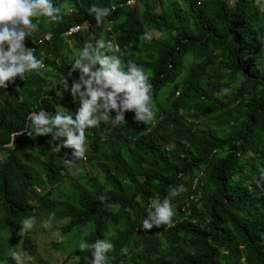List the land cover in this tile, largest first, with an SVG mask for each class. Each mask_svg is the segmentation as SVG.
Masks as SVG:
<instances>
[{"label": "trees", "instance_id": "16d2710c", "mask_svg": "<svg viewBox=\"0 0 264 264\" xmlns=\"http://www.w3.org/2000/svg\"><path fill=\"white\" fill-rule=\"evenodd\" d=\"M54 3L69 6L62 22H48L45 30L41 19L33 18L38 27L25 44L37 46L35 55L55 74V86L30 72L0 89V231L7 232L8 244L22 220L35 215L37 225L55 213L52 220L67 219L63 233L92 222L83 240L110 239L115 248L108 264L128 259L121 249L129 244L135 255L141 251L130 264H264V206L255 200L264 198V191L249 188L245 180L246 174L258 177L264 171V63L257 51L264 43V0H185L186 13L170 3L157 12L121 0ZM93 4L116 10L97 26L87 11ZM86 24L84 35L63 36L68 27ZM150 28L159 36L141 39ZM101 37L120 46L114 55L145 69L156 119L137 123L129 112L127 123L86 131L84 162L98 167L103 176L98 183L85 171L68 176L64 155L71 158L72 150L55 154L51 136L29 137L27 117L41 109L75 113L79 103L60 80L84 43ZM62 38L72 40L70 47ZM135 43L141 58L125 52ZM72 78L79 72L68 78L69 87ZM225 87L232 93L217 95ZM21 131L13 145L12 134ZM64 179V191L50 197V187ZM181 184L187 191L172 200L173 226L143 230L151 201H162ZM21 244L32 253L27 233ZM71 255L76 264L91 259L79 249ZM6 256L0 247V259L9 263ZM37 264L46 262L38 258Z\"/></svg>", "mask_w": 264, "mask_h": 264}, {"label": "clouds", "instance_id": "9594fccd", "mask_svg": "<svg viewBox=\"0 0 264 264\" xmlns=\"http://www.w3.org/2000/svg\"><path fill=\"white\" fill-rule=\"evenodd\" d=\"M257 2L259 4V0ZM128 3H133V0H128ZM260 7L264 11V5ZM115 10L114 5L107 7L93 4L87 11L95 18L96 25L100 26ZM40 17L47 18L49 23L58 24L63 20L62 9L54 0H0V89H7L17 77L24 81L26 73L44 67V61L37 58L35 49L25 44L26 38L38 27L33 18ZM69 28L63 31V36L79 32L81 26ZM68 29L66 35L65 31ZM152 38V33L145 29L141 39L151 41ZM114 52L119 53L120 46L101 37L95 44L85 42L83 48L75 53L71 71L67 76L64 74L60 80L63 88L79 103L75 113L56 111L53 114L41 109L31 112L27 117L31 129L27 130L29 137L51 136L50 151L55 154H59L62 149L72 150L71 158H68L67 153L64 155L69 168L77 167L78 162L85 163L87 160V130L98 128L102 123L109 124L110 128L127 123L126 113L129 112L134 113L137 123L147 124L156 119L153 109V85L147 72L133 60L124 61L121 55L111 54ZM77 71L79 78H72L69 87L68 78L73 77V73ZM231 93L232 89L225 87L217 95L227 96ZM20 100L23 101V97H20ZM21 134L23 131L12 134L13 145L15 138ZM252 182L256 188L264 191V171H261L258 177H253ZM186 191L187 188L181 184L170 188L162 201H152L141 228L150 232L153 228L173 226L175 206L172 200ZM100 199L103 201L106 197L102 196ZM127 211L131 212V209ZM54 215L55 213H49V219L43 222V227L50 226ZM21 223L20 234L23 235L33 229L37 217L29 216ZM60 240L62 241L63 237H60ZM78 247L81 252L91 253L89 264H108V254L115 248L110 239H97L94 243L82 240ZM121 254L127 255L128 249L122 248ZM12 258L16 264H21V253L13 252Z\"/></svg>", "mask_w": 264, "mask_h": 264}, {"label": "rangeland", "instance_id": "374dc122", "mask_svg": "<svg viewBox=\"0 0 264 264\" xmlns=\"http://www.w3.org/2000/svg\"><path fill=\"white\" fill-rule=\"evenodd\" d=\"M122 3H125L129 5L128 0H121ZM232 1V0H230ZM68 3V2H66ZM167 3H170L171 5L175 7H179L183 13H186L187 6L185 3V0H133L134 5H136L138 8L149 6L151 10L159 11L162 7H164ZM62 12H66L69 9V6L62 5L61 6ZM41 24L43 25V28L47 30L49 28V25H47L48 20L45 17H40ZM94 19V18H93ZM92 19V20H93ZM89 28V25L86 24L83 25L80 30L79 34L84 35L87 33ZM153 36L158 37V33L154 29H148ZM45 37L48 36V33H45ZM62 41L67 45V47H70L72 40L67 38H62ZM30 48H34L35 51H37L36 45H31ZM257 51L259 52L260 59L264 63V43L260 42ZM125 52L128 56H134L136 57H143L142 53L143 50L139 47L138 44H132L125 47ZM114 55V53H111ZM36 75L40 76L43 79V82L47 86L54 87L56 84V78L55 74L49 70L48 68L43 67L40 70L33 71ZM227 129L223 130V133H226ZM264 170V166H263ZM64 171H66V174L68 176L75 177L78 173L81 171H85L87 174L94 175L95 180L98 183L103 182V176L101 172L99 171L98 167L94 165V163L91 161L89 163H82L78 162V166L74 168H64ZM201 177L205 179V174H201ZM246 183H248L249 188H252L255 186V184L252 182L253 177L249 174L245 175ZM80 183L82 185H86L85 178H80ZM66 186V180L64 179L61 182V185H53L50 187V197H56L58 194L61 193V191H64ZM64 197V193L62 194ZM255 200L257 203L263 207L264 206V198L263 197H256ZM154 201V200H152ZM151 201V203H152ZM47 220L40 221L36 226L33 227L32 230L27 232V235L30 239V245H31V251L32 253H29L25 251L21 244V237L22 235L19 233L15 234L14 239L12 240V244H8L7 241V232L6 231H0V247L3 253H6V255L9 257L10 262L6 263L4 259H0V264H16V261L12 258L13 252H19L22 254V260L21 264H37L38 258L42 261L46 262V264H76L77 257L75 255H71V253L75 252L79 249L78 245L83 240L84 236L92 230L93 224L92 222H87L82 227H73L70 231L67 233H63L62 227L65 225L67 219L66 218H60L56 220H52L49 227H43V222ZM109 228H117L119 225L115 224H109ZM60 237H63V240H60ZM128 249V254L126 255L128 259L123 260L119 264H130V259H137V255L141 253V251L135 255L133 252V249H131L130 244L125 247ZM6 256V258H7Z\"/></svg>", "mask_w": 264, "mask_h": 264}, {"label": "built area", "instance_id": "2783aa9c", "mask_svg": "<svg viewBox=\"0 0 264 264\" xmlns=\"http://www.w3.org/2000/svg\"><path fill=\"white\" fill-rule=\"evenodd\" d=\"M75 26H76V25H75ZM75 26H72V27H70L69 29H71V28H73V27H75ZM69 29L65 31V34H66V35H68ZM175 94H177V92H175Z\"/></svg>", "mask_w": 264, "mask_h": 264}]
</instances>
